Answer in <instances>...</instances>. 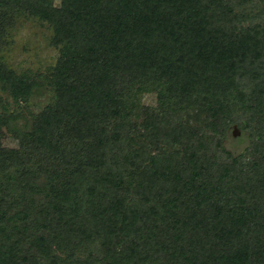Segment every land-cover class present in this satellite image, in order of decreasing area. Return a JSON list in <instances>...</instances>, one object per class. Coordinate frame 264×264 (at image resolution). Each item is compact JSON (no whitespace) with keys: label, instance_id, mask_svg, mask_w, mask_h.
<instances>
[{"label":"trees","instance_id":"trees-1","mask_svg":"<svg viewBox=\"0 0 264 264\" xmlns=\"http://www.w3.org/2000/svg\"><path fill=\"white\" fill-rule=\"evenodd\" d=\"M55 1L0 0V91L52 93L0 151V264H264V0ZM27 16L49 75L8 64Z\"/></svg>","mask_w":264,"mask_h":264},{"label":"rangeland","instance_id":"rangeland-1","mask_svg":"<svg viewBox=\"0 0 264 264\" xmlns=\"http://www.w3.org/2000/svg\"><path fill=\"white\" fill-rule=\"evenodd\" d=\"M55 3L58 5L59 0ZM51 29L45 24L40 22L35 17H23L17 26L11 31V35L5 48V55L9 66L16 71L18 75H29L31 77L49 75L51 68L56 65V60L59 54V48L51 45ZM48 88V89H46ZM42 91H37L29 99L26 105H22L19 108L14 104L12 98L0 91V98L8 103V111L6 113L5 120L8 121L7 114L16 117L12 122L0 120V151H8L10 149L19 148V139L16 138L14 131H16L25 119H28L27 112L38 113L43 110L52 101V93L49 87L46 86ZM156 93H146L142 95L141 101L143 105L155 106L157 101ZM27 110V112H26ZM140 122L139 120H137ZM234 127L236 128L234 131ZM139 132V131H137ZM235 132V134H233ZM248 137L246 132H242L237 125H233L224 140V145L227 149L234 153L240 152L247 144ZM141 146L140 140L137 142ZM15 188H13V187ZM10 188L4 189V199L6 202L9 195H14L16 185H12ZM18 198H21L23 193L18 189ZM30 196V195H29ZM34 204H37L38 198L32 199ZM37 201V202H36ZM6 204V203H5ZM10 215L13 212L9 213ZM81 249L78 253L79 256H83L87 252V249ZM100 250V251H99ZM91 249L92 253H96L98 256H103L105 248Z\"/></svg>","mask_w":264,"mask_h":264},{"label":"water","instance_id":"water-1","mask_svg":"<svg viewBox=\"0 0 264 264\" xmlns=\"http://www.w3.org/2000/svg\"><path fill=\"white\" fill-rule=\"evenodd\" d=\"M235 129H236V128L234 127V131H235ZM233 134H235V132H234Z\"/></svg>","mask_w":264,"mask_h":264}]
</instances>
